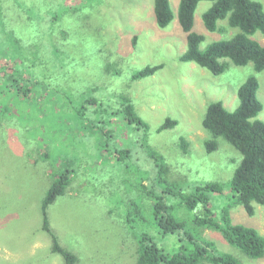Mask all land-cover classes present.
<instances>
[{"label": "rangeland", "instance_id": "1", "mask_svg": "<svg viewBox=\"0 0 264 264\" xmlns=\"http://www.w3.org/2000/svg\"><path fill=\"white\" fill-rule=\"evenodd\" d=\"M255 1L264 9V0ZM20 2L18 6L13 0H4V9L0 3V40L12 31L24 48L39 51L42 62L62 60L63 66H57L45 80L46 89L37 87L30 98H18L14 90L0 85V264H65L52 253L51 240L41 229L40 202L50 184L49 172L69 162L77 170V178L65 196L48 208L50 229L59 244L76 255V264H135L138 234L125 224L126 204L130 199L137 201L139 195L134 185L140 175L134 171H145L149 182L153 173L137 145L120 141L125 137L135 140L138 134L120 119L113 122L110 139L102 133L110 129L106 125L87 135L78 130L71 134L68 129L60 134L67 121L60 116L64 114L59 111L61 97L51 94V89L61 84L66 94H84L113 109L118 108L117 94L129 96L137 114L149 125V144L165 157L176 190L189 194L208 181L227 184L241 158L222 140L215 152H205L203 141L208 135L201 122L208 104L220 101L228 111L235 110L239 86L254 75L259 82L257 99L262 104L257 119L264 122V72L255 73L252 64H230L223 74L213 76L193 63H182L179 57L186 50V41L178 23L179 0H170L174 19L164 29L156 24L154 0ZM211 5L201 2L195 11L193 31L204 36L201 49L240 32L226 22H219L216 32H208L202 15ZM252 39L264 45L260 33ZM74 45L82 51L76 62L70 56L76 52ZM59 46L56 54L55 47ZM44 51L54 53V59ZM11 63L17 64V60ZM108 65L120 74L113 75ZM146 66L161 68L151 77L132 81L131 76ZM45 69L48 75L49 69ZM97 87L99 90H95ZM166 118L176 119L178 124L156 132ZM181 137L189 143L187 152L179 147ZM115 142L132 147L133 158L117 163L111 154L117 149ZM107 143L113 145L108 147ZM125 165L130 166L128 175H135L128 180L132 186L129 189L121 183L128 177ZM168 199V205L178 208V198ZM226 206H231L233 224L253 228L264 237V207L253 204L255 212L249 216L234 203L228 188L211 197L210 208L216 220ZM182 213L189 214L185 210ZM152 234L163 251L171 253L181 247L174 236L165 237L154 229ZM204 236L240 264H264V258L246 256L219 232L207 230Z\"/></svg>", "mask_w": 264, "mask_h": 264}, {"label": "trees", "instance_id": "2", "mask_svg": "<svg viewBox=\"0 0 264 264\" xmlns=\"http://www.w3.org/2000/svg\"><path fill=\"white\" fill-rule=\"evenodd\" d=\"M14 1L18 6L21 5V0ZM2 2L4 4V0H0L1 4ZM201 2L212 3L202 15L203 25L208 32H216L219 22H226L228 27L237 28L240 32L229 40L213 42L201 49L204 36L193 31L195 11ZM153 12L156 24L161 29L168 27L174 19L170 0H154ZM177 17L186 41V50L179 57L182 63H193L213 76L223 74L230 64L236 67L252 64L255 73L264 72V45L252 39L256 33H260L264 38V9L261 3L255 0H179ZM13 35L12 31H7V36L0 40V85L14 90L18 98H30L37 87L42 90L47 88L45 80L52 76L57 66L60 69L63 62H50L47 59L42 62L43 58L38 50L24 48L19 38ZM136 42L137 38L134 37L133 48ZM74 47L76 52L70 55L72 62L82 57L78 45ZM57 48L60 46L55 47L56 54ZM44 53L53 54L54 59V53ZM14 59L17 60L15 65L11 63ZM46 67L49 69L48 75ZM159 68L161 66H146L135 72L131 80L139 81L151 77ZM107 70L113 75L120 74V71L110 65ZM98 88L95 90H99ZM258 89L259 82L256 76L252 75L237 90L238 106L235 110L228 111L220 101L208 104L201 122L208 135L203 141L205 152H215L219 141L222 140L238 151L241 158L227 184L208 181L197 185L189 194L176 190V184L170 180V168L165 157L149 144V125L137 114L129 96L117 94L118 108L113 109L98 103L94 98L83 97L84 94L74 97L69 92L66 94L61 84L51 89V94L58 99L61 97L58 101L59 111L64 114L60 116L68 122L63 123L59 129L60 134L68 129L71 134L78 130L87 135L92 130H103L99 125H106L110 129L102 133L110 139L113 131L111 126L119 119L123 124L133 127L138 134L135 140L125 137L120 141L137 145V149L144 154L142 160L153 173L152 181L149 182L146 179L149 174L146 177L145 171L144 174L134 171L140 175L134 185L139 195L137 201L130 199L126 204L125 224L129 231H136L138 234L135 237V264H240L233 256L221 253L213 242L205 238L204 233L207 230L219 232L227 243L252 259L264 258V237L253 228L233 224L231 206L222 209L220 220L215 219L210 208L211 197L222 194L226 188L231 190L234 203L241 206L249 216L254 215L253 204L264 207V122L257 119L262 111V104L257 99ZM177 124L176 119L166 118L156 132L171 130ZM121 143L115 142L117 149L111 154L117 158V163L122 164L125 159H132L135 151ZM111 145L113 144L107 143L108 147ZM179 147L184 152L188 151L189 143L185 138H180ZM71 167L69 162L67 166L49 172L50 184L40 202L41 229L51 240L52 253L62 258L65 264H76L78 259L59 244L50 229L48 208L60 197L65 196L73 180L77 178V170ZM129 169V165L124 166L128 177L121 181L128 189L132 188L128 180L135 177L128 175L131 172ZM168 198H178V208L177 205H168ZM183 209L193 217L189 214L186 216L185 213L180 215ZM152 229L165 237H176L181 245L179 250L171 253L161 250Z\"/></svg>", "mask_w": 264, "mask_h": 264}]
</instances>
